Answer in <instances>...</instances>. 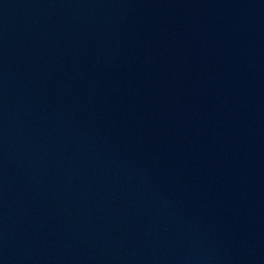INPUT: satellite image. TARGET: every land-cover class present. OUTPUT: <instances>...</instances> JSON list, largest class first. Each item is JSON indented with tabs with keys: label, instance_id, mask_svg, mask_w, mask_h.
I'll use <instances>...</instances> for the list:
<instances>
[{
	"label": "water",
	"instance_id": "95a60500",
	"mask_svg": "<svg viewBox=\"0 0 264 264\" xmlns=\"http://www.w3.org/2000/svg\"><path fill=\"white\" fill-rule=\"evenodd\" d=\"M0 264H264V0H0Z\"/></svg>",
	"mask_w": 264,
	"mask_h": 264
}]
</instances>
